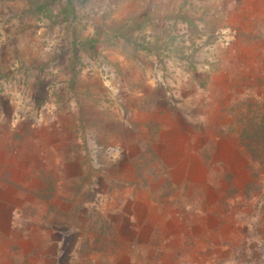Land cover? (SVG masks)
I'll return each instance as SVG.
<instances>
[{"label":"crops","instance_id":"1","mask_svg":"<svg viewBox=\"0 0 264 264\" xmlns=\"http://www.w3.org/2000/svg\"><path fill=\"white\" fill-rule=\"evenodd\" d=\"M187 1L0 0V264H264V182L232 162L245 152L218 147L209 168L196 151L169 163L170 180L138 178L139 109H171L152 80L160 53L129 47L156 42ZM209 1L247 17L218 45L263 61L264 0ZM99 161L121 181L98 184L97 199Z\"/></svg>","mask_w":264,"mask_h":264},{"label":"rangeland","instance_id":"2","mask_svg":"<svg viewBox=\"0 0 264 264\" xmlns=\"http://www.w3.org/2000/svg\"><path fill=\"white\" fill-rule=\"evenodd\" d=\"M201 1L203 5H200ZM211 2L187 1L182 5L178 23L171 24L169 30L156 31L159 36L156 42L145 43L148 44L146 49L142 48L143 44L129 47L137 55L143 50L160 53L153 69L158 71L160 79L154 77L152 80L155 79L154 85L163 90L165 105L170 104L171 109V112L156 107L139 109L147 113L146 118L136 121L135 128L140 135L133 148L141 182L156 186L170 180L166 169L170 167L169 163L179 166L186 159L190 165L195 161L196 151L202 154L203 165L212 168L218 164L212 159L213 152L218 147L224 152L229 144L246 154V159L232 162H238V166L247 165L252 178L264 182V60L250 62L236 56L233 48L218 45L217 39L223 35L221 29L233 23L238 27L247 21V17L241 6L229 11L213 6ZM149 66L145 65L147 70ZM199 109L205 113L201 114ZM181 147L184 148L182 158L170 159L169 155ZM113 149L111 147L107 151L113 153ZM142 149H147V153L140 157ZM106 165L99 161L100 170L95 169L91 174L97 184V187L93 186V198L99 199L102 194L99 185L107 183L108 186V182L121 181L119 175L108 172ZM121 177L133 176L123 174ZM212 178L216 179V175L205 174L204 182ZM155 186L153 197L162 198L164 191H158L162 188ZM202 191L205 207L210 206L212 191ZM258 191L253 189L252 194L256 195ZM99 209L101 207L93 210L94 213L100 214Z\"/></svg>","mask_w":264,"mask_h":264},{"label":"built area","instance_id":"3","mask_svg":"<svg viewBox=\"0 0 264 264\" xmlns=\"http://www.w3.org/2000/svg\"><path fill=\"white\" fill-rule=\"evenodd\" d=\"M99 70H100L104 80H106V81L110 80L111 71L106 64L99 66ZM48 105H49V103H47L45 106L48 107ZM113 151H115V149H113Z\"/></svg>","mask_w":264,"mask_h":264}]
</instances>
